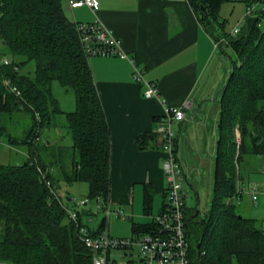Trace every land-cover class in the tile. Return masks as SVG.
Segmentation results:
<instances>
[{
	"label": "trees",
	"instance_id": "1",
	"mask_svg": "<svg viewBox=\"0 0 264 264\" xmlns=\"http://www.w3.org/2000/svg\"><path fill=\"white\" fill-rule=\"evenodd\" d=\"M188 1L213 38L223 37L234 52L232 56L225 51L231 65L220 95L212 205L207 217L198 219H194L196 209L185 207L192 261L264 264V228L237 211L235 199L241 192L239 168L237 173L234 168L244 153L264 152V0L256 12L252 7L248 13L246 9L259 0H244L246 8L236 33L231 32L232 27L225 29L226 18L220 15L224 0ZM76 21L66 14L64 0H0V39L6 47L0 49V110L16 107L32 114L22 140L29 146L25 156L19 163H0V262L91 264V252L80 239L78 226L57 197L66 205L69 200L60 195L48 172L57 191V196L51 194L37 168L46 158L31 145L34 129L39 127L40 133L53 113L63 112L51 90L56 79L73 89L75 96L74 109L64 111L73 153L71 171L63 172L64 178L67 183L86 181L87 198L107 200L110 132ZM6 50L10 58L4 63ZM30 60L35 63L33 73L23 72ZM6 79L17 87L18 94L5 84ZM257 135L259 140H255ZM43 145L49 144L44 140ZM144 190L147 211L152 191L147 185ZM75 210L79 223L87 225L90 233L105 227L104 217L95 228L83 220V210ZM193 236L196 247L191 244Z\"/></svg>",
	"mask_w": 264,
	"mask_h": 264
},
{
	"label": "crops",
	"instance_id": "2",
	"mask_svg": "<svg viewBox=\"0 0 264 264\" xmlns=\"http://www.w3.org/2000/svg\"><path fill=\"white\" fill-rule=\"evenodd\" d=\"M97 1L91 8L70 7L64 0V9L72 20L101 21L127 54H96L87 59L110 132L107 201L112 208L125 211L122 216L110 213L104 228L111 235L129 236L148 230L165 199V152L155 131L164 104L186 103L184 118L171 123L184 179L200 170L209 155L215 163L220 95L230 63L227 50L221 42L215 44L188 0ZM134 66L146 80L156 83L157 96L143 95L144 84L134 78ZM57 138V133L50 132L45 141L51 144ZM189 183L196 190L197 182L192 179ZM145 185L152 191L147 211L143 205Z\"/></svg>",
	"mask_w": 264,
	"mask_h": 264
},
{
	"label": "built area",
	"instance_id": "3",
	"mask_svg": "<svg viewBox=\"0 0 264 264\" xmlns=\"http://www.w3.org/2000/svg\"><path fill=\"white\" fill-rule=\"evenodd\" d=\"M97 3V0H68L70 7L86 5L95 8ZM252 7V5L249 6L246 12H250ZM242 20L243 18L238 20L237 24L232 27V33L239 30ZM75 23L87 56L96 54L127 56L120 45V40L111 34L101 21L96 19L93 21H76ZM223 39V37L218 38L215 40V44L220 43ZM2 62H8L6 56L2 57ZM133 76L143 82L142 93L145 97L158 95L156 83L146 80L139 67L134 66ZM5 84L15 93H19L17 87L10 84V80L6 79ZM185 106L186 103L180 106L164 104V114L158 119L155 128L161 138V148L165 152L162 166L167 181L164 189L165 199L163 205L152 217L151 225L147 231L143 233L136 232L129 236H115L111 235L106 228H103L95 234L90 233L87 225L79 223L76 210L64 204L59 196L57 197L78 226L80 239L91 252V264H198L192 261L190 241L185 227V197L187 194L182 187V180L185 176L176 156V136L171 127L173 120L184 118ZM36 117L39 119L37 112ZM33 135V143L41 139L38 127L34 129ZM37 168L51 194L57 196L54 185L47 176L46 169L39 165H37ZM259 191L257 183L250 187L252 199L256 198ZM96 200L97 208H102L105 214L109 215L111 211L120 214V209L112 208L107 200L104 201L101 197H97ZM86 202V199L80 201L83 205ZM119 257H126V260L118 262Z\"/></svg>",
	"mask_w": 264,
	"mask_h": 264
},
{
	"label": "rangeland",
	"instance_id": "4",
	"mask_svg": "<svg viewBox=\"0 0 264 264\" xmlns=\"http://www.w3.org/2000/svg\"><path fill=\"white\" fill-rule=\"evenodd\" d=\"M263 1H256L253 6V12H256L262 5ZM246 4L244 0H224L220 15L226 18L225 29L229 30L238 20L243 18ZM264 25V19L262 20ZM225 49L234 56V52L230 47V44L226 39L220 41ZM0 49H6L0 39ZM219 48L217 49V52ZM5 56L10 58L7 50L4 51ZM228 62L231 65L229 57ZM226 60V59H225ZM35 63L30 60L22 68L23 72L33 73ZM51 90L56 97L58 106L63 112H56L51 115L50 122L40 130L41 139L36 143L31 142L32 148L36 145L34 150L43 155V159L46 158V162H42L44 169L47 173L50 172L55 178V185L58 192L65 199L69 200V206L72 209L83 210L82 218L87 221L89 225L98 227L102 218L109 217L105 214L102 208H97L96 198H87L88 187L86 181H73L67 183L63 172H70L72 168L73 153L70 147L72 142V136L69 127L67 126V119L64 111L72 110L75 107V96L73 89L62 85L58 80L51 82ZM32 123V114L26 109H17L16 107L5 108L0 110V163H19L25 156L28 144L23 142L27 135L28 128ZM39 128V127H38ZM54 132L57 133L58 138L52 141L51 144L46 147L43 145L46 134ZM236 137L239 135V131L235 129ZM211 156L209 155L205 163L201 166L200 170H194L191 177L182 180V185L187 191L185 197L186 210L196 209L197 214L194 219L206 218L212 205V199L214 194V180H215V166L211 162ZM44 161V160H43ZM234 168L237 173L239 168V183L243 188L239 197V202L236 203L237 211L246 217L254 219V223L257 227L264 228V152H251L244 153L240 161L234 162ZM39 164L40 167H43ZM46 165V166H45ZM238 175V174H237ZM198 177V178H196ZM194 179L196 184V190L192 188L189 182ZM258 183L260 192L257 194L256 200H252L251 195L248 194L252 183ZM57 192V191H56ZM82 199H87L85 205L81 204ZM85 206V207H81ZM86 209L89 211H86ZM125 211L120 209V216ZM111 213H115L111 211ZM113 216V215H111ZM125 216V215H123ZM192 247H196L195 237L191 240ZM126 258H118V262H124ZM0 264H7L0 262Z\"/></svg>",
	"mask_w": 264,
	"mask_h": 264
},
{
	"label": "water",
	"instance_id": "5",
	"mask_svg": "<svg viewBox=\"0 0 264 264\" xmlns=\"http://www.w3.org/2000/svg\"><path fill=\"white\" fill-rule=\"evenodd\" d=\"M201 9H202L203 13H204L205 15H207V9H206V7L203 6V5H201ZM255 140H259V135H257V136L255 137Z\"/></svg>",
	"mask_w": 264,
	"mask_h": 264
}]
</instances>
